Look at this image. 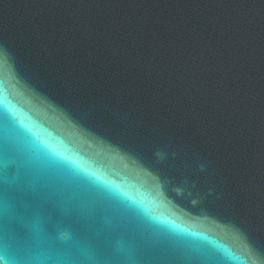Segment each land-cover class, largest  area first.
Segmentation results:
<instances>
[{
  "label": "water",
  "instance_id": "water-1",
  "mask_svg": "<svg viewBox=\"0 0 264 264\" xmlns=\"http://www.w3.org/2000/svg\"><path fill=\"white\" fill-rule=\"evenodd\" d=\"M264 264V0H0V264Z\"/></svg>",
  "mask_w": 264,
  "mask_h": 264
},
{
  "label": "clouds",
  "instance_id": "clouds-1",
  "mask_svg": "<svg viewBox=\"0 0 264 264\" xmlns=\"http://www.w3.org/2000/svg\"><path fill=\"white\" fill-rule=\"evenodd\" d=\"M136 251L135 240H128L122 238L116 242L115 252L117 254H122L124 259H118L115 262H109V264H134L132 256Z\"/></svg>",
  "mask_w": 264,
  "mask_h": 264
}]
</instances>
